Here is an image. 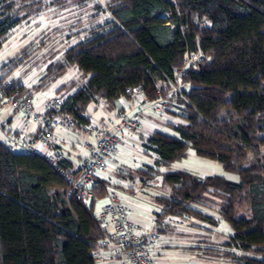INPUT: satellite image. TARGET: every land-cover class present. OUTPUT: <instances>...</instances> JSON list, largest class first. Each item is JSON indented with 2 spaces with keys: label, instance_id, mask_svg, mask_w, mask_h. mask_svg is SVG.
<instances>
[{
  "label": "trees",
  "instance_id": "1",
  "mask_svg": "<svg viewBox=\"0 0 264 264\" xmlns=\"http://www.w3.org/2000/svg\"><path fill=\"white\" fill-rule=\"evenodd\" d=\"M112 1L108 29L78 41L56 66V74L75 66L88 75L85 90L73 99L79 103L73 110L77 125L88 121L83 114L93 97L119 102L126 88L141 85L145 102L165 96L175 84L184 97L177 99L182 123L172 134L151 132L144 143L155 153L157 169L191 147L238 179L162 172L170 188L156 198L162 214L215 224L192 205L218 195L233 243L243 252L264 253V0ZM4 2H10L7 10L14 4ZM14 23L1 13L0 37ZM191 52L200 55L195 69L186 63ZM174 68L182 69L179 80ZM62 164L72 168L66 158ZM66 188L41 156L0 140V264H93L90 250L106 235L94 200L104 191L93 189L87 203L75 193L67 196ZM242 206L248 216L239 218ZM242 258V264H264V256Z\"/></svg>",
  "mask_w": 264,
  "mask_h": 264
},
{
  "label": "built area",
  "instance_id": "2",
  "mask_svg": "<svg viewBox=\"0 0 264 264\" xmlns=\"http://www.w3.org/2000/svg\"><path fill=\"white\" fill-rule=\"evenodd\" d=\"M199 58L198 53H188L186 63L195 69V61ZM181 73L182 69H173L178 80ZM23 86L21 82L0 84V140L16 151L41 156L67 183V196L75 193L78 199L86 202L93 197V189H103L102 203L96 217L106 235L90 250L93 264H157L149 249L159 237L149 227L155 230L166 227L182 229L191 220V216H166L162 211L152 210L144 219L137 221L122 195L124 191L110 181L115 168L109 166V161L120 149H124L122 163L143 168L135 156L150 154L152 151L132 140L129 135L140 129L146 121L143 109H149L155 115L167 119L182 115L183 109L177 104V99L184 97L179 89L172 84L173 88L168 94L163 96L158 93L154 99L143 102L138 109L129 112L116 109V120L109 121L113 128L108 130L89 120L81 123L80 128L77 125L79 115L73 110L78 108L79 103L73 104V99L85 89L77 88L47 96L42 92H24ZM142 93L141 85L128 87L121 99L124 96L135 99ZM37 100L40 102L36 103ZM31 123L37 127L33 133L28 131ZM81 136L88 138L79 141ZM71 139H75L76 147L87 152L77 169L62 164L66 158L63 146ZM159 183L157 177H144L138 182V190Z\"/></svg>",
  "mask_w": 264,
  "mask_h": 264
},
{
  "label": "rangeland",
  "instance_id": "3",
  "mask_svg": "<svg viewBox=\"0 0 264 264\" xmlns=\"http://www.w3.org/2000/svg\"><path fill=\"white\" fill-rule=\"evenodd\" d=\"M12 1L14 4L8 10L6 5L10 2L0 4V14H8L11 20L15 21L8 32L0 37L1 84L22 82L25 85L23 86L24 92H42L47 96L85 87L88 75L83 74L75 66H68L60 74H56V66L59 62H64L63 57L66 51L78 41L108 29L109 23H111L110 8L116 2L112 0ZM177 84L180 86L182 83L179 81ZM141 100L140 96L131 99L132 103L128 105L129 108H140L143 103ZM118 108L125 109L120 102L109 103L97 96L96 99L91 98L85 114L92 119L95 125L111 130L113 126L109 121L116 120L115 115ZM143 111L145 120L157 123L161 130L170 134L173 133L175 125L183 121L179 117L167 119L157 116L149 109H143ZM150 133L142 132L138 138L141 142L137 143L144 146ZM84 137L81 136L78 140L82 141ZM143 155L147 162H151L150 170L154 171V177L160 181L159 184L147 187L148 197L155 194L168 195L170 188L163 183L161 176V173L165 171H186L200 178L206 175H221L228 180L236 181L238 179L236 174L225 172L219 162L197 155L191 147L186 149L183 158L168 165H162L158 169L155 164L156 156L152 152ZM127 175L125 178H130L131 174ZM148 175L145 174L144 177H149ZM141 176L133 174L130 181L123 182L116 180L117 176L114 179L112 174L110 181L117 187L134 190V188H129V185L136 182L131 179L138 178L140 181L143 178ZM137 194L146 193L139 190ZM86 202L89 203L90 200ZM101 202L102 198L94 200L95 215L99 211ZM221 202L222 199L218 195H208L201 204L192 205L203 215L211 217L215 224L191 217V220L182 229L173 228L177 232H185L186 229L195 231L193 237L187 240L192 244L207 243L212 247L213 249L207 251H210L209 258L214 259L213 264H242L239 260L243 259V256H264L262 252H243L233 243L231 240L232 230L225 221L221 220L219 215ZM243 216H248L245 206L241 207L237 215L239 218ZM220 221L221 223H219ZM225 243H229V245L225 246ZM225 252H228L229 255H225Z\"/></svg>",
  "mask_w": 264,
  "mask_h": 264
},
{
  "label": "crops",
  "instance_id": "4",
  "mask_svg": "<svg viewBox=\"0 0 264 264\" xmlns=\"http://www.w3.org/2000/svg\"><path fill=\"white\" fill-rule=\"evenodd\" d=\"M22 83V82H21ZM40 101L37 100L36 103H39ZM122 106L125 108V112H129L131 110L129 108V104H131V99L125 98L121 99L119 101ZM86 110V109H85ZM83 116L89 120L92 121V119L85 114ZM81 124V122H80ZM37 129L36 124L31 123L29 125V133L35 132ZM162 131L160 126L157 123L149 122L146 120L142 127L133 133L129 135V137L139 142L141 133L142 132H153V131ZM149 136V135H148ZM148 138V137H147ZM2 140V138L0 137ZM141 142V141H140ZM75 139H71V141L63 146V153L68 159V161L71 162V166L73 169H77L80 167L83 157L86 156L87 152L84 149H80L74 145ZM83 151V152H82ZM125 152L124 149H120L119 153L115 155L112 159L109 161V166L111 168H115L113 170V178L116 180L121 181H130L131 176L133 174L135 175H142L144 178L145 174H148L152 168L151 162H147L145 160L144 155H137L135 156L141 165H143V168H136L131 167L128 164H123L122 162V154ZM154 155L155 153L152 152ZM156 156V155H155ZM131 174L130 178H125L128 175ZM127 175V176H126ZM141 176V177H142ZM225 177V176H224ZM226 178V177H225ZM142 179V178H141ZM131 180H135V184L129 185V188H134V190H127L126 188H121L124 191L122 194L124 199L129 203V207L131 208L132 212L134 213V217L137 221H140L144 219V216L147 215L149 211L155 210V211H163L164 206L157 202L156 198L159 196H165V195H153L148 197V190L145 188L142 190L143 193L138 195V178H132ZM117 181V182H119ZM128 184V183H127ZM124 186V185H123ZM102 203V202H101ZM101 205V204H100ZM100 208V207H99ZM200 211V210H199ZM201 212V211H200ZM170 216V215H166ZM221 223V221L219 222ZM149 230L156 232L158 234V239L153 242V244L150 247V253L152 256L156 259L157 264H213L212 262L214 259L209 258V252L207 250L213 249L207 243H196L192 244L187 239H190L193 237L192 235L195 234L191 229H186L185 232H177L173 227H167L164 229H157L155 230L154 227L150 226Z\"/></svg>",
  "mask_w": 264,
  "mask_h": 264
}]
</instances>
